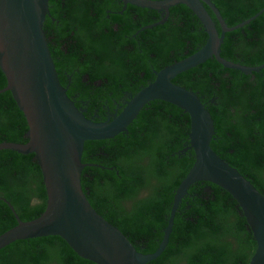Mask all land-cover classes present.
<instances>
[{"label":"trees","instance_id":"16d2710c","mask_svg":"<svg viewBox=\"0 0 264 264\" xmlns=\"http://www.w3.org/2000/svg\"><path fill=\"white\" fill-rule=\"evenodd\" d=\"M214 1L229 26L264 8V0ZM49 5L52 17L46 18L44 30L60 81L70 86L67 94L95 122L106 120L123 91L138 92L154 79L155 70L193 54L207 40L185 6L178 12L188 18L186 25L171 18L130 41L126 34L135 31L133 12L108 19L107 2L101 0H50ZM133 10L140 15L138 27L160 19L155 10ZM221 50L233 62L264 64V12L226 33ZM173 82L199 93L214 119L211 147L264 195V68L245 74L209 59ZM6 84L0 69V89ZM27 131L11 92L0 93V143H25ZM189 133L188 113L154 100L127 132L85 143L82 186L87 198L141 253H154L164 238L175 192L195 160L188 149ZM0 196L24 221L42 214L47 196L34 154L0 150ZM16 224L9 206L0 200V234ZM255 250L256 241L237 201L218 185L196 182L176 210L167 247L148 264H249ZM0 264L95 263L76 254L61 237L45 236L3 248Z\"/></svg>","mask_w":264,"mask_h":264},{"label":"water","instance_id":"95a60500","mask_svg":"<svg viewBox=\"0 0 264 264\" xmlns=\"http://www.w3.org/2000/svg\"><path fill=\"white\" fill-rule=\"evenodd\" d=\"M122 1L164 11V18L154 25L165 23L171 7L186 5L198 17L208 37L193 54L155 71L154 80L133 95L121 112L95 122L76 106L60 81L44 30L50 14L49 0H0V69L7 81L0 93L11 92L28 125L27 142H1L0 150L34 154L47 196L42 214L28 221L20 218L10 201L0 198L17 221L0 234V250L19 240L59 236L76 254L95 264H148L167 247L176 210L189 188L196 182H210L237 201L247 221L256 241L249 264H264V195L211 147L214 119L199 93L173 82L179 74L209 59L245 74L263 69L264 64L247 66L226 59L221 55V46L226 33L249 24L264 8L242 23L229 26L211 0ZM154 100L171 103L188 113V149L194 151L195 160L175 192L163 240L154 253L144 254L90 203L82 186V172L87 166L82 156L87 141L112 139L127 132L144 106Z\"/></svg>","mask_w":264,"mask_h":264},{"label":"flooded vegetation","instance_id":"af4514ba","mask_svg":"<svg viewBox=\"0 0 264 264\" xmlns=\"http://www.w3.org/2000/svg\"><path fill=\"white\" fill-rule=\"evenodd\" d=\"M50 1V0H49ZM61 1H63V3L65 2V0H61ZM95 1H99V0H95ZM101 1H106L107 2V8L105 9V11H106V17L108 18V19H113L112 17H114V16H116V15H124L125 13H127V12H133L134 13V16H133V23H134V28H135V31L134 32H130V33H127L126 34V38L128 39V40H130V41H132V40H138V36L139 35H141V32H143L144 30H146V29H149V28H153V27H155V26H157V25H154V24H156V23H158L159 21H161L163 18H164V11H157V10H155L156 12H158L159 13V15H160V19L158 20V21H156V22H154V23H151V24H149V25H145V26H143V27H138L140 24H139V19H140V15H139V12H137V11H135V10H133L134 8H141V7H138V6H135V5H132V4H125L122 0H101ZM215 5H216V3H215V1L214 0H211ZM179 6H185V7H187L186 5H183V4H180V5H176V6H174V7H171L170 8V10H169V15H168V17H167V20L165 21V22H167L168 20H170L171 18H176V20L177 21H179V23L181 24V25H186V20H188V18H186V16L185 15H181V13L180 12H178V9H180V7ZM217 6V5H216ZM206 7H207V9H208V11L212 14V16H213V18H214V20L217 22V20H216V17H215V15L213 14V12H212V10L206 5ZM218 7V6H217ZM172 8H175L173 11L171 10ZM188 8V7H187ZM142 9H147V8H142ZM189 9V8H188ZM49 10H50V5H49ZM150 10H152V9H150ZM190 11H191V14L193 15V16H195L197 19H198V17L193 13V11L191 10V9H189ZM220 10V9H219ZM154 11V10H153ZM220 12H221V10H220ZM222 14V13H221ZM255 15V14H254ZM48 16H50V17H52V14H51V11H50V14L48 15ZM47 16V17H48ZM223 16V15H222ZM154 18H156V19H158V17L157 16H155ZM224 18V17H223ZM190 20H191V18H189ZM225 19V18H224ZM249 19V18H248ZM52 20L53 21H55L56 19L55 18H52ZM247 20V19H246ZM195 21V20H194ZM194 21L192 22L193 24L191 25V27H190V29L192 30V31H194ZM198 21H199V23L202 25V23L200 22V20L198 19ZM226 21V20H225ZM243 21H245V20H243ZM242 21V22H243ZM242 22H240V23H242ZM227 23V22H226ZM240 23H238V24H240ZM113 25H114V27H115V29H118L119 28V23L118 22H115V23H113ZM137 25V26H136ZM159 25V24H158ZM237 25V24H236ZM246 25H248V24H246ZM246 25H244L243 27H245ZM217 26H218V28L220 27L219 26V24H218V22H217ZM235 26V25H234ZM243 27H240V28H243ZM202 28L204 29V27H203V25H202ZM239 28V29H240ZM236 30H238V29H236ZM205 32V31H204ZM232 32V31H231ZM226 36V35H225ZM208 37V36H207ZM54 60V59H53ZM263 65V64H262ZM258 66H260V65H258ZM156 71V70H155ZM155 71H154V75H155ZM59 75V74H58ZM155 78V77H154ZM87 79V76L84 78V80H86ZM154 80V79H153ZM152 80V81H153ZM151 81V82H152ZM98 85H101V81L99 80L98 81ZM147 86V85H146ZM145 87V86H144ZM65 88H67V91L69 90V88H70V86H68V87H65ZM143 88V87H142ZM141 90V89H140ZM139 90V91H140ZM137 93V92H136ZM136 93H134L133 94V92L132 91H123V95H122V97H119V100L117 101V106L115 107V108H113V110L112 111H108V113H107V118H106V120H108L109 118H113V116L116 114V113H119V112H121V110L124 108V106H125V104H126V102L127 101H129L130 100V98L133 96V95H135ZM69 96V95H68ZM70 97V96H69ZM75 99H76V97L77 96H73ZM71 98V97H70ZM72 99V98H71ZM73 100V99H72ZM74 101V100H73ZM211 101L212 102H214V98H212L211 99ZM75 102V101H74ZM79 109H81L82 111H85V109H82V108H79ZM106 120H103V121H106ZM0 198H4V197H2V196H0ZM6 199V198H5ZM7 200V199H6ZM11 210V209H10Z\"/></svg>","mask_w":264,"mask_h":264}]
</instances>
